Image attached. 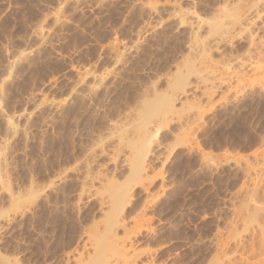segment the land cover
I'll list each match as a JSON object with an SVG mask.
<instances>
[{"label": "rangeland", "instance_id": "rangeland-1", "mask_svg": "<svg viewBox=\"0 0 264 264\" xmlns=\"http://www.w3.org/2000/svg\"><path fill=\"white\" fill-rule=\"evenodd\" d=\"M223 1L0 0L1 254L20 264H63L65 254L82 250L99 195L81 193L80 185L100 172L117 182L127 174V147L114 158L116 138L108 135L101 150L99 135L109 133L110 120L122 122L123 108L139 101L143 89L164 88L176 63L192 60L197 71L188 75L189 91L172 95L175 108L185 102L195 109L184 103L186 138L175 141L176 119L162 124L152 138L163 155L150 172L161 174L147 189L133 184L123 211L125 230L143 208L149 228L126 235L119 225L117 237L127 236L137 251L151 249L155 264H218L226 253L257 246L259 224L248 222V197L252 189L264 191V0ZM237 1L244 7L237 13H244L233 27L224 8ZM214 19L230 25L215 27ZM218 76L227 83L218 87Z\"/></svg>", "mask_w": 264, "mask_h": 264}, {"label": "bare ground", "instance_id": "bare-ground-1", "mask_svg": "<svg viewBox=\"0 0 264 264\" xmlns=\"http://www.w3.org/2000/svg\"><path fill=\"white\" fill-rule=\"evenodd\" d=\"M230 0H228L229 2ZM234 1V0H233ZM239 1V0H238ZM237 3H234V5H237L239 3L240 5V2ZM257 1V0H256ZM259 1V0H258ZM224 3L227 2V0L223 1ZM242 2V1H241ZM253 2V1H252ZM251 2V3H252ZM222 3V2H221ZM232 3V2H230ZM245 3V2H244ZM250 3V4H251ZM254 3V2H253ZM252 3V4H253ZM249 4V5H250ZM226 5V4H225ZM228 5H231L230 7L231 8H227L225 10V12L228 13V15H226V13L224 12V14L226 15V17L228 18V16L230 15H233L234 18H231V19H234L231 23V25H233L234 27V24L235 23H239L241 24V12L244 13L243 11L240 12V10H242L243 8H241L242 4L240 5V7H236L234 6L233 4H228ZM227 5V6H228ZM219 6V5H218ZM226 6V7H227ZM233 6V7H232ZM247 6V5H246ZM245 6V8H246ZM252 6V5H251ZM223 6H221L222 8ZM248 7V6H247ZM237 8H241L240 10H238V13H237ZM260 9V8H259ZM220 11V10H218ZM247 11V10H246ZM240 12V13H239ZM196 14V13H194ZM215 14V13H214ZM247 12L245 14H242V15H246ZM261 14V12L259 13ZM258 12L256 13V16L258 15ZM222 18H219V17H216L220 19L219 22L223 21L224 20V16L222 13ZM263 15V13H262ZM199 16V15H198ZM196 16V17H198ZM229 16V17H230ZM193 17V16H192ZM245 17V16H244ZM200 18V17H199ZM204 18V17H203ZM202 18V19H203ZM226 18V19H227ZM243 18V16H242ZM261 18V17H259ZM198 19V18H197ZM201 19V18H200ZM214 19V20H216ZM217 19V20H219ZM223 19V20H222ZM245 19H248L245 18ZM251 19V18H250ZM199 20V19H198ZM216 20V23H214L215 21H213L212 24H216L215 27H224L223 24H227L226 22H222L223 24L221 23H218V21ZM244 20V19H243ZM252 20H254L252 18ZM256 20V19H255ZM262 20V19H261ZM197 21V20H196ZM195 21V22H196ZM201 22V20H199ZM204 20H202L203 22ZM211 21H208L207 23H211ZM227 21V20H226ZM248 21V20H246ZM250 21V20H249ZM248 21V22H249ZM263 21V20H262ZM194 22V21H193ZM198 22V23H200ZM205 22V21H204ZM245 22V20L243 21ZM253 22V21H251ZM257 22V21H256ZM197 23V24H198ZM209 23V24H210ZM217 23L219 24L217 26ZM264 23V22H263ZM196 24V25H197ZM202 24V23H200ZM206 24V23H205ZM212 24H210V27L212 28ZM221 24V26H220ZM247 24V28L249 26L248 23H245ZM255 23L253 22L252 23V26L254 25ZM212 25V26H211ZM228 26L230 25V22L228 21ZM251 25V24H250ZM260 26V24H258ZM263 25V24H262ZM201 25H197V30L200 27ZM209 26V25H208ZM206 26V27H208ZM227 26V27H228ZM205 27V28H206ZM218 27V28H219ZM226 27V28H227ZM243 27V26H241ZM250 27V26H249ZM209 28V27H208ZM225 28V29H226ZM245 27H243L244 29ZM246 28V29H247ZM252 29V27H250ZM250 28H248L249 30H251ZM213 29V28H212ZM216 29L217 28H214V33L216 32ZM223 29V28H222ZM223 29V32L224 30ZM243 29L241 31H243ZM247 29V30H248ZM257 29V27H256ZM255 29V31H256ZM263 29V28H262ZM207 31L210 30V29H206ZM246 30V31H247ZM248 30V31H249ZM254 30V29H253ZM260 30V29H259ZM258 30V31H259ZM196 31V29H195ZM194 31V38H196L195 36H198L197 34V31L195 32ZM212 31H208L209 32V35ZM218 31V30H217ZM227 31V30H226ZM225 31V32H226ZM247 31V32H248ZM211 33L214 34V33ZM221 32V29L220 31ZM218 32V33H219ZM231 32V31H230ZM240 32V31H239ZM245 32V30L242 32V35L243 33ZM250 32V35H251V32L252 31H249ZM254 32V31H253ZM201 33V32H200ZM256 33V32H255ZM258 33V32H257ZM261 33V32H260ZM264 33V32H263ZM223 34V33H222ZM228 34V33H227ZM201 35V34H200ZM237 35H240L238 32H237ZM249 35V33H248ZM252 35H254V33H252ZM201 36H204L201 37ZM200 36L199 38V42L201 43H198L200 46L202 45V38L205 39L207 37V33L203 32V34ZM244 36V35H243ZM261 36V35H260ZM188 37V36H187ZM199 37V36H198ZM197 37V38H198ZM209 37V36H208ZM245 37V36H244ZM248 37V36H246ZM250 37V40L252 41V36H249ZM248 37V39H249ZM263 37V36H262ZM191 38V36H190ZM223 39V38H222ZM192 40V39H191ZM202 42H201V41ZM221 40V39H220ZM241 40V39H240ZM243 40V38H242ZM247 40V39H246ZM255 40V39H254ZM253 40V41H254ZM257 40V39H256ZM238 41V40H237ZM205 42V41H204ZM249 42V41H248ZM247 42V43H248ZM255 42V41H254ZM262 42V41H261ZM195 43V42H194ZM191 44V43H190ZM196 44H197V41H196ZM197 44V45H198ZM204 44V43H203ZM246 44V43H245ZM251 44V43H250ZM198 45V46H199ZM235 45V44H234ZM239 45V44H238ZM252 45V44H251ZM260 49L261 47L263 46H260V44H258ZM195 46V45H194ZM197 46V47H198ZM205 46V45H203ZM237 46V45H236ZM243 46V44H242ZM254 46V45H253ZM192 45H188V51L189 49H191ZM238 47V46H237ZM237 47L235 50H237ZM240 47V46H239ZM258 48V46H257ZM256 47L254 49H257ZM231 49V48H230ZM234 49V48H233ZM259 49V50H260ZM252 50V49H251ZM250 50V51H251ZM262 50V49H261ZM264 50V49H263ZM191 51V50H190ZM232 51V50H231ZM239 51V50H238ZM253 51V50H252ZM202 52V50H201ZM200 52V53H201ZM261 52V51H260ZM264 52V51H262ZM204 53V51L202 52ZM201 53V55H202ZM207 53V52H206ZM256 53V51H255ZM259 52H257L256 56L259 55L260 57V54H258ZM264 54V53H263ZM207 55V54H206ZM205 55V56H206ZM247 55V54H246ZM252 55V53L250 54ZM188 56V55H187ZM203 56V55H202ZM209 56V55H208ZM254 56V55H253ZM184 57V56H183ZM199 57L200 54H199ZM247 57V56H246ZM249 57V55H248ZM247 57V58H248ZM255 57V56H254ZM258 57V58H259ZM264 57V56H263ZM203 58V57H202ZM245 58V59H247ZM262 58V57H261ZM187 59L184 58L183 61H185ZM199 59V58H198ZM208 59V58H207ZM252 58H250L251 60ZM254 62L255 59L257 60V58H253ZM259 60V59H258ZM187 61V60H186ZM206 61V59H205ZM211 61V60H210ZM246 62L249 61V58L248 60H245ZM193 62V60L191 61V63ZM207 62V61H206ZM213 62V61H212ZM188 63V62H183L180 64H184L182 67H180L179 63L177 65L176 63V66L174 68L173 71H171L167 76L166 78L164 77L162 80L165 79V86L164 88H159L157 89L158 87L153 84L151 85L150 87L146 88V89H143V92L140 96V100L139 101H134L132 103L134 104H128L126 107L123 108V110H125V112L123 113L124 117H122V122L119 123V121H115V122H118V123H115L114 120H110V124H113V126L109 125V130H110V126L112 127L111 130L109 131L108 128L105 127V129H107L109 131V133L106 131L105 133L102 132V129L100 131V135H99V140H97L98 144L96 143V141L94 140V143H96L97 145H99L101 147V150H105L103 147L105 140L104 139H108L107 136L109 135L110 137V140L111 138H116L115 141H112V144L114 145H111L110 143V146L111 147H115L114 151H113V156L114 158H116V154L118 152H120L122 150V148H126L127 147V150L125 149L126 152H123L125 154L124 155V159L122 161H124L123 163H127L126 165V169H127V174L124 176L123 180L121 182H117V180H113V174L111 175V178L110 176H108L109 172L104 174V172H100L101 174L99 175H95L96 177H90V173L88 174V176L90 177V179H88L89 181H86L84 180V183L82 185H80L81 187V193H84V192H91L90 195H93L96 197V194L99 195L98 197V204H99V215L97 218H95L92 223L94 224H91V227H88V231H86V240L83 242L82 240V250L80 249L79 251L75 252L74 254L73 253H70V254H65L66 255V263L65 261L63 262V264H69V261H70V258L72 259V263L70 264H155L156 261H154V258H153V254L155 253H152L148 248V250H142V251H137L138 249H135L132 248V242L130 244L128 243H125V240L127 238H124L125 240H123V238L121 237H117V232L115 231L116 227L118 228L119 225H123V229L125 230V228H127L128 226H126V223L124 222V209H125V206L127 204V202L129 201L128 197L130 198V194H131V188H132V185L133 184H136L138 183L139 184H142L144 185L143 187H145L147 189V187L145 186L146 184H151L153 183V181L155 180V178L157 177L158 174H161V171L160 172H155V174H151L150 172L152 171L153 172V168L152 166L154 165V163H156L157 161H160L161 159V156L163 155V151H161V143L153 138V136H155L154 134H157L156 131L162 126V124H165L166 123L168 124L169 121H172V120H177V125L179 127L176 128L173 137L174 139H176L175 141H177V143L179 142H183L182 140L184 138H186V133H187V126L185 127V125H187V114L188 112H190V108H192L193 110H195L193 107H192V104L191 103H185L188 104V108L189 110H187V108H185L184 106V103L183 102H179L180 106H177V108H175V101L174 99L176 98H173L174 95L176 96L178 94H186L189 90H187L186 88V85L187 83V80H188V75L191 74V73H195L194 71H197L195 70L196 66H192L193 63ZM200 64V62H198ZM241 65H242V62L240 61ZM244 63V62H243ZM258 64V61L256 62ZM252 64L250 63L249 61V66H255V64ZM245 64V63H244ZM251 64V65H250ZM201 65V64H200ZM204 65V64H203ZM233 65V64H232ZM248 66V65H247ZM264 66V65H263ZM194 67V68H193ZM207 67V66H206ZM233 67V66H232ZM242 67V66H241ZM257 67V65H256ZM258 67L260 68L259 64H258ZM248 68V67H247ZM253 68V67H252ZM250 68V69H252ZM203 69V68H202ZM206 69V68H205ZM204 69V70H205ZM263 67L261 68V71H262ZM235 70V69H234ZM248 70V69H247ZM252 70H255V67L254 69ZM258 70V69H257ZM260 70V69H259ZM168 71V70H167ZM170 71V70H169ZM168 71V72H169ZM233 71V70H232ZM250 71V70H249ZM264 71V69H263ZM262 71V72H263ZM203 72V71H202ZM202 72H199L200 75H202ZM234 73V72H233ZM261 73V72H260ZM259 73V74H260ZM198 74V72H197ZM160 75V74H159ZM198 75V76H200ZM231 75V74H230ZM163 76V74H162ZM161 76V77H162ZM229 76V75H228ZM254 76V74H253ZM82 77V75L80 76ZM157 78V77H156ZM215 78V77H214ZM218 78H220L218 76ZM217 78V79H218ZM226 78V77H225ZM99 79H103V77L99 78ZM161 79V78H160ZM232 79V78H231ZM156 80V79H155ZM262 80V79H261ZM102 81V80H101ZM159 81V80H158ZM230 81V80H229ZM253 81V80H252ZM153 82V81H152ZM226 82V80H225ZM224 82V79L220 78L217 82V86L220 87L222 84L225 83ZM258 82V81H257ZM261 82V81H260ZM211 83V82H210ZM214 83H215V80H214ZM227 83V82H226ZM251 85H252V82H250ZM254 83H255V80H254ZM229 84V83H228ZM260 84V83H259ZM189 85V84H188ZM213 85V84H211ZM216 85V84H215ZM213 85V86H215ZM242 85V84H241ZM244 85V83H243ZM247 85H250L249 83ZM256 85V83H255ZM254 85V86H255ZM161 86V84L159 85V87ZM210 86V84H209ZM208 86V87H209ZM206 87V86H204ZM203 87V88H204ZM207 87V88H208ZM212 87V86H211ZM209 87V88H211ZM250 87V86H249ZM190 88V87H189ZM195 88V87H194ZM217 88V87H216ZM196 89V88H195ZM214 89V88H213ZM212 89V90H213ZM220 89V88H219ZM208 90V89H206ZM204 91L206 94L209 92L208 91ZM217 90V89H216ZM203 91V89H202ZM210 91V90H209ZM215 91V90H213ZM212 91V92H213ZM218 91V90H217ZM224 91V90H223ZM203 92V93H204ZM210 92V94L212 93ZM202 93V94H203ZM214 93V92H213ZM212 93V94H213ZM201 94V93H200ZM201 94V95H202ZM206 94H204L205 96H207ZM140 95V94H139ZM173 95V97H172ZM139 97V96H138ZM177 97V96H176ZM182 99L184 98V100H186V96H181ZM180 97V99H181ZM138 100V99H137ZM181 101V100H180ZM138 102V103H136ZM188 102V101H187ZM190 102V101H189ZM192 102V101H191ZM126 105V104H125ZM195 104H193L194 106ZM198 105V104H197ZM187 106V105H186ZM191 106V107H190ZM121 110V109H120ZM188 111V112H187ZM192 111V110H191ZM197 111V109H196ZM122 112V111H121ZM120 112V114H121ZM195 112V111H194ZM193 112V113H194ZM198 114L199 111H197ZM118 114V115H120ZM196 114V113H195ZM194 114V115H195ZM190 117V116H189ZM115 119V118H114ZM121 119L118 117V120L121 121ZM196 121V120H194ZM198 122V121H196ZM183 124H184V128H183ZM160 125V126H158ZM107 126V125H106ZM164 126V125H163ZM108 127V126H107ZM116 132H115V130ZM104 129V130H105ZM154 129V130H153ZM103 130V131H104ZM114 130V131H112ZM155 131V132H154ZM99 132V131H98ZM107 133V135H106ZM103 134H105L106 136H103ZM189 135V134H188ZM97 136V135H96ZM113 136V137H112ZM106 137V138H105ZM153 137V138H152ZM98 139V137L96 138ZM107 142H109L108 140H106ZM115 142V143H113ZM94 145V144H93ZM106 145V144H105ZM96 146V145H95ZM109 146V147H110ZM93 148V147H92ZM91 148V150L93 151V149ZM95 148V147H94ZM98 150H99V147H97ZM123 148V149H124ZM112 150V149H111ZM100 151V150H99ZM102 152V151H101ZM105 152V151H103ZM91 153V151L89 152V154ZM93 153V152H92ZM103 154V153H102ZM109 154V153H108ZM111 154V153H110ZM120 154V153H119ZM93 155V154H92ZM91 155V156H92ZM97 155V154H96ZM94 156V155H93ZM112 156V157H113ZM119 156V155H118ZM90 157V155H89ZM88 157V158H89ZM110 160V159H109ZM112 160V159H111ZM115 161V160H114ZM120 162V161H119ZM122 163V162H121ZM98 166V165H97ZM114 166V167H113ZM117 163L115 162V164L112 165L113 167V171L116 170L117 168ZM88 167V165H87ZM91 167V166H90ZM97 169V168H96ZM89 170V169H88ZM88 170L86 171L85 169V172L88 173ZM106 170V169H105ZM97 171V170H96ZM98 172V171H97ZM107 172V171H105ZM113 173V172H112ZM85 174V173H84ZM108 174V175H107ZM87 175V174H86ZM93 175V174H92ZM117 175V174H116ZM85 176V175H84ZM87 177V176H86ZM82 178V177H81ZM85 178V177H83ZM88 178V177H87ZM97 181L96 183H93L94 181ZM81 181V180H80ZM95 184V185H94ZM160 185L162 186L163 185V182L160 183ZM164 186V185H163ZM162 186V187H163ZM247 187V186H246ZM245 190V189H244ZM79 191V192H80ZM162 191V190H161ZM248 192V190H247ZM250 196L248 197L249 200L248 202L252 201V207H253V210H251L252 214H250V219L248 220V222L251 223L252 222H255L258 221V224H259V238L260 240L258 241V244L255 248H252V250L248 251L247 249L243 250V252L239 251L237 255H233V254H229V255H226L228 253H226L225 255L223 254L222 252V258H218V256H216L215 260H219V262H217L218 264H264V191H263V194L262 196L259 194V191H253L252 189V192H250ZM158 194V193H157ZM156 194V195H157ZM247 194V193H246ZM81 195V194H80ZM249 195V194H248ZM79 196V194H78ZM85 196V195H84ZM155 196V195H154ZM246 196V195H245ZM82 198V196H79L78 198ZM97 199V198H96ZM244 199V198H243ZM15 200V198H14ZM246 200V199H245ZM144 206V205H143ZM251 207V206H250ZM98 209V208H97ZM141 209V208H140ZM144 209V208H143ZM143 209L142 211H140L139 209V212L136 214V215H130L131 217H133V224L132 226L130 227V230L129 229H126L125 230V234L128 235L129 233H133L134 235H137L138 233H140L141 229L142 228H149L147 225H146V219H145V212H143ZM137 210V211H138ZM249 210V209H248ZM127 213V212H126ZM247 213H250V212H247ZM246 215V214H245ZM129 216V215H128ZM129 216V217H130ZM246 218V217H244ZM129 223V222H128ZM256 224V225H258ZM93 225V226H92ZM130 225V224H129ZM125 227V228H124ZM257 229V228H256ZM255 230V229H253ZM151 231V230H150ZM128 232V234L126 233ZM257 232V231H256ZM119 233V232H118ZM133 235V236H134ZM130 237V236H129ZM128 237V238H129ZM156 237V236H155ZM131 240V239H130ZM159 240V239H158ZM58 241V240H57ZM128 241V240H127ZM148 241V240H147ZM135 242V240H134ZM144 242V241H143ZM151 242V241H150ZM57 242H55L56 244ZM58 245H60V243H57ZM151 244V243H150ZM221 246V245H220ZM57 247V245H56ZM90 248L87 249L86 248ZM59 248V247H58ZM85 248V250H84ZM222 250V249H221ZM51 251V250H50ZM75 251V250H74ZM68 253V252H66ZM234 253V252H233ZM64 255V253H63ZM232 255V256H230ZM220 256V254H219ZM44 257V256H43ZM215 257V256H214ZM17 258V257H16ZM16 258H10L4 254H1L0 253V264H20L18 263V259ZM218 258V259H217ZM214 259V258H213ZM48 261V260H47ZM61 264V263H60Z\"/></svg>", "mask_w": 264, "mask_h": 264}]
</instances>
